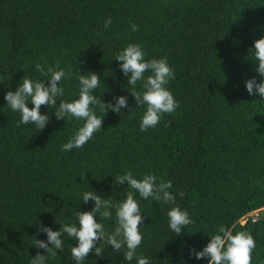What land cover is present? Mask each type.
<instances>
[{
  "label": "trees",
  "instance_id": "obj_1",
  "mask_svg": "<svg viewBox=\"0 0 264 264\" xmlns=\"http://www.w3.org/2000/svg\"><path fill=\"white\" fill-rule=\"evenodd\" d=\"M261 37L264 0H0V264H30L37 252L46 255L33 246V237L47 242L38 225L58 231L75 223L76 210L94 207V201L83 203L84 192L95 190L114 205L122 201L134 190L113 182L127 171L170 180L176 204L193 221L176 236L168 226L171 205L134 192L145 216L138 256L150 264H208L190 250L201 251L224 225L233 234L250 232L252 264H264V99L245 87L250 78L264 79L249 51ZM130 43L143 46L146 60L166 57L175 73L166 87L179 107L147 131L139 127L146 105L136 106L115 60ZM37 63L72 70L58 103L78 98L80 70L100 77L94 95L113 104V97L126 96L128 107L105 115L93 106L97 116L105 115L102 129L82 148L63 151L83 120H58L54 108L42 106L49 116L44 129L17 126L19 114L4 99L25 75L47 84ZM111 211L112 219L101 221L107 232L116 224ZM62 239L63 251L46 264H76L75 239ZM84 264L136 260L126 261L123 249L104 243L103 256L93 250Z\"/></svg>",
  "mask_w": 264,
  "mask_h": 264
},
{
  "label": "clouds",
  "instance_id": "obj_2",
  "mask_svg": "<svg viewBox=\"0 0 264 264\" xmlns=\"http://www.w3.org/2000/svg\"><path fill=\"white\" fill-rule=\"evenodd\" d=\"M112 23L111 17L105 22L103 27L107 29ZM132 31H138V26L131 25ZM254 54L258 67L254 69L264 78V37L254 41ZM143 46L136 43L128 44L119 51L115 60L122 62L119 67L127 78V85L135 100L136 106L146 105L141 122L140 130L147 131L155 128L164 114L173 113L179 103L174 99L172 92L166 87L170 80L175 78L174 70L169 66L167 58L145 59ZM35 71L40 77L47 78V84L41 79L32 80L27 75L22 78L15 91H7L4 99L7 106L19 114L20 119L17 126L34 124L36 128L42 130L46 127L49 116L41 114L42 106L54 108L55 117L60 120L65 117H72L83 120L84 124L76 131L71 139L62 145L63 151L82 148L94 134L102 129L103 118L111 110L120 113L122 108H127V97H113L115 103H105L100 96L93 94L100 85V77L93 73L81 74L77 76L79 82V96L71 102L57 98L64 95L62 82L72 79L73 72L69 68L67 71L56 66L37 63ZM145 73H151L145 75ZM142 86L141 91H137V84ZM245 87L249 95H259L264 99V79L259 83L255 78L245 81ZM29 102L33 107L29 108ZM58 105V106H57ZM93 106H98L105 112L103 117L97 116ZM85 176V175H84ZM84 176L81 177L83 180ZM134 190L126 192V198L117 204H113L111 199L102 198L97 192L86 191L83 193L82 201L87 204L89 200L94 201V207L90 211L76 210L77 218L75 223L60 224L58 231L51 227L38 225V231L47 235V242L33 237V246L45 249L46 255L39 252L31 257L30 264H46L48 257L55 258L57 250L63 251V239L66 234L69 238L76 241V245L71 248L72 259L76 264H84L86 257L93 252L96 257L103 256V244L110 245L114 251L124 250V259L128 262L136 260V264H150V260L137 255V249L142 244L143 235L140 226L144 224L145 216L140 209L139 203L134 198V192L138 193L142 199L151 198L154 201L171 205L167 212L169 228L179 236L182 229L193 223L189 212L181 209L176 204V196L169 191L172 188L170 180L157 181L154 174H144L142 178H135L131 171L115 177L114 185H123ZM183 198L184 193H179ZM115 208L116 224L112 232H107L102 220L112 219L111 209ZM99 216V222L96 216ZM239 221H245V217H240ZM78 222V224H77ZM217 233L210 237V241L199 252L195 249L190 250V255H194L197 260L208 258V264H252V253L256 247L254 237L250 232L239 231L232 233L226 226L220 225ZM97 241H100L97 246ZM51 244V247H49Z\"/></svg>",
  "mask_w": 264,
  "mask_h": 264
},
{
  "label": "rangeland",
  "instance_id": "obj_3",
  "mask_svg": "<svg viewBox=\"0 0 264 264\" xmlns=\"http://www.w3.org/2000/svg\"><path fill=\"white\" fill-rule=\"evenodd\" d=\"M253 216V215H252Z\"/></svg>",
  "mask_w": 264,
  "mask_h": 264
}]
</instances>
